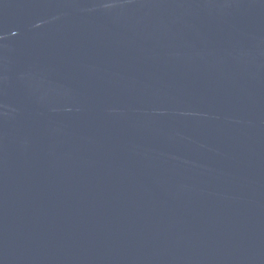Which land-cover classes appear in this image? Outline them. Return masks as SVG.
Returning a JSON list of instances; mask_svg holds the SVG:
<instances>
[{"label": "water", "instance_id": "obj_1", "mask_svg": "<svg viewBox=\"0 0 264 264\" xmlns=\"http://www.w3.org/2000/svg\"><path fill=\"white\" fill-rule=\"evenodd\" d=\"M0 264H264V0H0Z\"/></svg>", "mask_w": 264, "mask_h": 264}]
</instances>
